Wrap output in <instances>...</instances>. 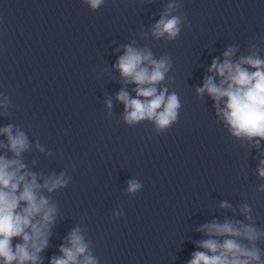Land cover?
<instances>
[{
	"label": "clouds",
	"instance_id": "1",
	"mask_svg": "<svg viewBox=\"0 0 264 264\" xmlns=\"http://www.w3.org/2000/svg\"><path fill=\"white\" fill-rule=\"evenodd\" d=\"M93 11L105 0H83ZM179 0H169L164 11L151 26V35L156 39L175 41L187 19L176 15ZM259 43V41H258ZM257 44H251L250 54L233 59L237 48L228 47L223 52V61L212 60L207 69L213 75L204 78L197 87V95L207 94L213 101L216 116L231 135L259 149L264 141V58L259 55ZM124 51L114 64L124 84L135 85V97L125 89L116 94L123 104V120L127 125L151 122L157 133H163L178 122L182 107L176 92L169 94L167 86L160 88L168 78L172 67L167 55L155 57L148 47H137L136 41L122 46ZM119 51V49H117ZM112 108L111 99L106 101ZM14 107L8 95L0 93V115H10ZM0 264H43L41 255L48 247L52 229L57 223L60 209L53 194L66 189L71 176L66 171L59 174L33 171L25 154L33 147L38 153L52 155L38 140L35 145L20 125L7 124L0 127ZM264 156V152L261 153ZM37 161L32 160V166ZM256 173L264 180V158L259 160ZM127 192L136 194L141 184L136 180L127 182ZM264 193V184L256 188ZM220 207L237 210L228 201ZM238 216H225L223 221L212 220L197 229L205 239L197 241V247L187 264H264V228L256 223L252 206L241 203ZM119 215V213H114ZM86 228L74 227L59 247V256H52L49 264H99L91 241L86 239ZM18 240L13 244V241Z\"/></svg>",
	"mask_w": 264,
	"mask_h": 264
}]
</instances>
